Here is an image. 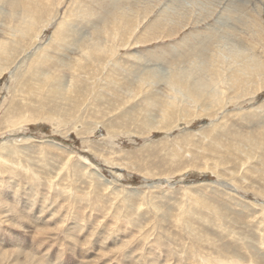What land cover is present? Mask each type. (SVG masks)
Segmentation results:
<instances>
[{
	"label": "rangeland",
	"instance_id": "rangeland-1",
	"mask_svg": "<svg viewBox=\"0 0 264 264\" xmlns=\"http://www.w3.org/2000/svg\"><path fill=\"white\" fill-rule=\"evenodd\" d=\"M0 264H264V0H0Z\"/></svg>",
	"mask_w": 264,
	"mask_h": 264
},
{
	"label": "bare ground",
	"instance_id": "bare-ground-1",
	"mask_svg": "<svg viewBox=\"0 0 264 264\" xmlns=\"http://www.w3.org/2000/svg\"><path fill=\"white\" fill-rule=\"evenodd\" d=\"M214 74V73H213ZM177 87V88H176ZM176 87H174L173 89V91L175 92V94H179V95H182V96H185V94H186V92L188 91V90H191V89H194V90H197V91H200L199 93H201L203 90H207V88H211V89H213V90H215L216 89V86H214V84H212V83H210V82H203V81H198V80H196V81H193V84L192 85H190V87L189 86H187L188 88H185L186 89V91L184 90V93L182 92V88H179V86L178 85H176ZM213 90H210V91H213ZM208 91V90H207ZM206 91V92H207ZM205 92V91H204ZM203 92V93H204ZM190 97H192V96H189V97H187L188 99L190 98Z\"/></svg>",
	"mask_w": 264,
	"mask_h": 264
}]
</instances>
